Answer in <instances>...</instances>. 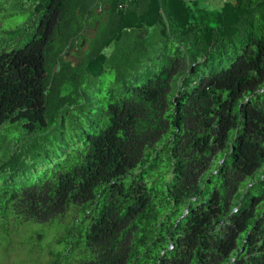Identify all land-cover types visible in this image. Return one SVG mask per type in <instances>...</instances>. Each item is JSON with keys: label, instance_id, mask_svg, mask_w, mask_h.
<instances>
[{"label": "trees", "instance_id": "16d2710c", "mask_svg": "<svg viewBox=\"0 0 264 264\" xmlns=\"http://www.w3.org/2000/svg\"><path fill=\"white\" fill-rule=\"evenodd\" d=\"M215 1L0 0V257L264 264V0Z\"/></svg>", "mask_w": 264, "mask_h": 264}, {"label": "rangeland", "instance_id": "374dc122", "mask_svg": "<svg viewBox=\"0 0 264 264\" xmlns=\"http://www.w3.org/2000/svg\"><path fill=\"white\" fill-rule=\"evenodd\" d=\"M210 1H212V3H216L215 0H210ZM9 9L7 8V11ZM28 15H29V12L26 10L23 14L18 16L16 19H14V18L6 19L5 24L13 26L17 21L25 20L28 17ZM161 157H162L163 161L160 164V168L158 169L159 171L164 170V164L166 163L165 156L161 155ZM261 169H264V165H262L260 167V169H258L254 173V178H256L258 176ZM36 228L41 229L42 226L39 225ZM26 230H27L26 228L22 229L21 227L15 228L14 234L12 232V236H11L13 242H16V244L13 243L14 249L11 251L7 250L4 253V255L0 257V264H28V260L22 254L24 252V251H22V249H23V247H25L24 242H23V236L26 234ZM42 230L46 231L47 228H45V229L42 228ZM19 240H21L23 242V245L20 244ZM53 242H54V240H53V237L51 236L50 232H47L42 237L41 243H43L44 245L41 248L40 247L36 248L35 249L36 251H34V255H35L34 258H36L37 264H44L45 263L46 258H47V251L50 247L53 246ZM29 264H32L31 260L29 261Z\"/></svg>", "mask_w": 264, "mask_h": 264}]
</instances>
